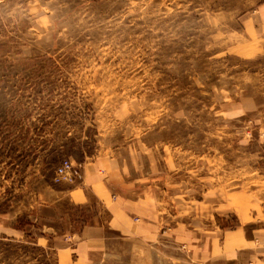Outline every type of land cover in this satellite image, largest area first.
I'll return each mask as SVG.
<instances>
[{"label": "rangeland", "instance_id": "374dc122", "mask_svg": "<svg viewBox=\"0 0 264 264\" xmlns=\"http://www.w3.org/2000/svg\"><path fill=\"white\" fill-rule=\"evenodd\" d=\"M262 5L0 0V264H67L72 232L99 219L94 200L59 193L69 159L80 182L88 158L109 161L112 192L165 217L164 231L259 220L264 26L248 19ZM159 246L157 264H189Z\"/></svg>", "mask_w": 264, "mask_h": 264}, {"label": "crops", "instance_id": "0c3cea01", "mask_svg": "<svg viewBox=\"0 0 264 264\" xmlns=\"http://www.w3.org/2000/svg\"><path fill=\"white\" fill-rule=\"evenodd\" d=\"M257 16L264 26V5L248 19L254 30L260 24ZM88 159L83 181H72L70 188L59 193L82 206L94 200L101 212L99 219L85 223L81 232L71 234L69 229L75 242L63 249L70 250L65 253L67 264H92L97 258L123 253L132 255L135 264H157L159 244L163 243L179 248L189 264H264V214L259 220L240 221L234 227H223L222 220L213 216L207 225L181 223L174 231H164L160 221L165 223V217L160 219L154 211L145 214L139 201L112 192L111 177L102 173L109 161ZM167 257L174 258L169 253Z\"/></svg>", "mask_w": 264, "mask_h": 264}, {"label": "built area", "instance_id": "2783aa9c", "mask_svg": "<svg viewBox=\"0 0 264 264\" xmlns=\"http://www.w3.org/2000/svg\"><path fill=\"white\" fill-rule=\"evenodd\" d=\"M80 170L75 164L69 159L62 161V164L56 169L55 180L60 181H73L80 177Z\"/></svg>", "mask_w": 264, "mask_h": 264}]
</instances>
